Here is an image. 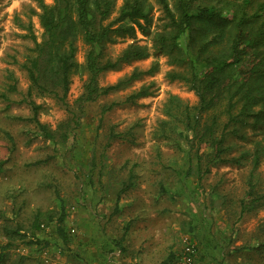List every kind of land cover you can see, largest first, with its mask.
<instances>
[{
	"label": "rangeland",
	"instance_id": "rangeland-1",
	"mask_svg": "<svg viewBox=\"0 0 264 264\" xmlns=\"http://www.w3.org/2000/svg\"><path fill=\"white\" fill-rule=\"evenodd\" d=\"M44 1L53 4V0ZM147 1L152 6L150 34L138 31L134 38H117L106 52L115 60L137 42L148 56L103 73L99 86L118 85L135 72L139 78L88 106L75 139L58 152L52 142L39 136L35 124L18 120L32 116L30 106L19 104L30 85L22 65L34 48L28 38L30 29L37 42L45 41L41 10L36 0H0V162H6L0 176V247L12 244L2 264H160L170 256L176 264L188 244L197 249L194 264H264V202L241 217L254 169L251 161L213 168L201 182L189 179L182 173L184 153L160 136L165 129L162 122L172 123L166 114L171 97L192 107L199 99L186 83L175 79L188 75V66L156 53L153 37L166 31L167 21L158 0ZM114 2L109 21L118 16L123 4V0ZM260 2L264 0H253L254 7ZM77 47L79 66L71 76L67 99L71 106L88 79V47L82 39ZM11 74L18 87L15 94L8 91ZM141 91L144 96L126 102ZM33 100L41 106L39 120L51 129L67 118L54 97L33 96ZM112 103L122 105L103 114ZM101 119L103 126L98 130ZM111 128L121 136L107 145ZM244 131L249 143L236 139L229 143L252 149L251 140L258 139L255 129ZM7 133L15 140L14 149ZM132 172L134 187L122 195L117 214V194ZM254 176L257 193H264V161ZM58 195L68 214V243L58 237L54 221L36 233L48 243L47 248L29 244L35 215L51 213L57 218L60 213ZM127 225L121 250L114 241L124 236ZM17 229L20 234H13Z\"/></svg>",
	"mask_w": 264,
	"mask_h": 264
},
{
	"label": "trees",
	"instance_id": "trees-1",
	"mask_svg": "<svg viewBox=\"0 0 264 264\" xmlns=\"http://www.w3.org/2000/svg\"><path fill=\"white\" fill-rule=\"evenodd\" d=\"M36 2L41 10L39 20L46 38L43 43L37 42L30 29L28 38L34 42V48L22 65L30 85L19 104L30 106L32 116L18 120L35 124L39 136L52 142L59 152L75 139L83 126L88 106L139 78L140 74L135 72L118 85L99 86V77L103 73L116 71L124 63L148 56L146 48L137 42L130 44L115 60L108 57L106 50L117 38H134L138 31L148 36L152 6L147 0H123L118 16L109 21L115 11L114 0ZM158 3L167 23L166 31L153 37L156 53L169 56L175 64L188 66V75L179 74L175 79L186 83L199 99L198 105L192 107L176 96L171 97L166 114L174 124L162 122L165 129L160 131V136L184 153L186 164L182 173L189 179L201 182L213 168L251 161L254 169L249 190L241 203V217L252 213L264 202V193H257L254 183L255 172L264 161V2L256 7L253 0H158ZM79 39L88 47L85 63L88 79L75 106H71L67 99L71 76L79 66L76 61ZM11 80L8 91L15 94L18 87L13 75ZM2 96L8 99L6 94ZM33 96L54 97L65 109L67 118L55 130L41 123L38 118L41 106L35 103ZM141 96H144L143 91L126 102ZM121 105L112 103L103 109V114ZM102 122L103 119L98 130L103 126ZM246 127H253L255 137H258L251 140L253 148L231 145V139L250 142L244 131ZM120 136L111 128L107 145ZM7 137L14 149L15 140L10 134ZM234 152L238 153L234 155ZM94 158L93 165L97 163V155ZM158 158H162L160 153ZM42 163L44 161L37 164ZM5 165V161L0 162V176ZM134 179L132 172L123 182L117 194L115 213H119L122 195L134 187ZM58 199L61 209L57 218L51 213L35 215L29 244L47 248L48 243L39 240L36 233L54 221L58 237L68 243L65 228L68 214L61 196L58 195ZM127 228L128 225L124 236L114 241L121 250ZM20 232L21 229H17L13 234ZM24 237L20 235L21 239ZM11 248L12 244L0 247V264ZM160 264H172L171 256Z\"/></svg>",
	"mask_w": 264,
	"mask_h": 264
},
{
	"label": "built area",
	"instance_id": "built-area-1",
	"mask_svg": "<svg viewBox=\"0 0 264 264\" xmlns=\"http://www.w3.org/2000/svg\"><path fill=\"white\" fill-rule=\"evenodd\" d=\"M196 248L193 245H186L183 249L182 255L179 259V262L176 264H194V259L196 257Z\"/></svg>",
	"mask_w": 264,
	"mask_h": 264
}]
</instances>
